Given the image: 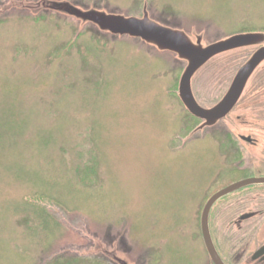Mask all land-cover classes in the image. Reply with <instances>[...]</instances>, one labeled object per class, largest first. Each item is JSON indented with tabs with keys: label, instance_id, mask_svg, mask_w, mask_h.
Masks as SVG:
<instances>
[{
	"label": "rangeland",
	"instance_id": "1",
	"mask_svg": "<svg viewBox=\"0 0 264 264\" xmlns=\"http://www.w3.org/2000/svg\"><path fill=\"white\" fill-rule=\"evenodd\" d=\"M69 1L123 15L144 2ZM145 2L161 23L210 39L264 31V0ZM181 67L138 39L78 30L48 11L0 14V264H115L71 251L92 238L117 241L135 264H209L193 233L225 160L215 131L190 136L198 121L173 92ZM212 71L219 83L224 64ZM199 77L204 90L212 77Z\"/></svg>",
	"mask_w": 264,
	"mask_h": 264
},
{
	"label": "flooded vegetation",
	"instance_id": "2",
	"mask_svg": "<svg viewBox=\"0 0 264 264\" xmlns=\"http://www.w3.org/2000/svg\"><path fill=\"white\" fill-rule=\"evenodd\" d=\"M235 53L232 55L229 52L219 62L224 64L225 72L219 83L221 72L212 76L209 87L195 89V95L202 104L217 102L230 87L237 57L245 55L241 51ZM205 95L210 98L205 99ZM209 130L215 131L212 132V139L218 145L220 155L224 156L225 182L219 186L217 181H213L209 186L210 191L201 199L198 218L203 203L218 189L257 179L217 199L208 213V227L224 264H264V60L251 75L228 114ZM193 234L200 236V225L198 233ZM203 249L207 262L214 264L204 246Z\"/></svg>",
	"mask_w": 264,
	"mask_h": 264
},
{
	"label": "water",
	"instance_id": "3",
	"mask_svg": "<svg viewBox=\"0 0 264 264\" xmlns=\"http://www.w3.org/2000/svg\"><path fill=\"white\" fill-rule=\"evenodd\" d=\"M12 8L28 10L32 15H37L44 10L53 11L77 20L79 22V29L86 24H92L101 32L139 38L159 51L172 52L178 59L184 60L186 65L179 79L178 96L190 114L203 120L190 133V136L206 126L215 124L229 112L239 97L249 74L264 60V46H262L253 52L251 57L237 71L228 92L225 93L222 99L214 106L205 108L200 106L193 96L191 78L195 72L213 56L228 49L264 45V33L248 32L235 34L206 45L202 42V33L196 36L195 40H192L183 30L165 26L151 19L147 12L146 3H144L141 17L106 12L93 7L81 8L68 0H8L7 3L0 6V14ZM192 33H194V30H192ZM255 181L258 180L249 179L218 190L208 198L202 209L200 216L202 238L207 254L214 264L224 263L221 261L214 247L209 232V210L212 204L220 197L237 187ZM86 236L88 237L87 233ZM91 242L92 246L88 250H70L82 255H103L115 264H135L122 256V254L118 255L117 241L113 242L110 246L95 238H92Z\"/></svg>",
	"mask_w": 264,
	"mask_h": 264
}]
</instances>
